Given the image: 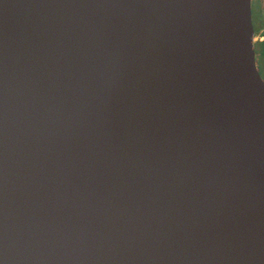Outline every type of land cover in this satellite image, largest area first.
<instances>
[{"label":"water","instance_id":"water-1","mask_svg":"<svg viewBox=\"0 0 264 264\" xmlns=\"http://www.w3.org/2000/svg\"><path fill=\"white\" fill-rule=\"evenodd\" d=\"M0 264H264L253 0H0Z\"/></svg>","mask_w":264,"mask_h":264},{"label":"trees","instance_id":"trees-1","mask_svg":"<svg viewBox=\"0 0 264 264\" xmlns=\"http://www.w3.org/2000/svg\"><path fill=\"white\" fill-rule=\"evenodd\" d=\"M255 15H257V17H260V21H259V27L258 29L264 27V14L262 13V8H261V4H260V0H253V17H254V25H255V32L258 30L256 29V19ZM261 48L264 50V41H262L261 43ZM258 52V49L256 48V53Z\"/></svg>","mask_w":264,"mask_h":264},{"label":"crops","instance_id":"crops-1","mask_svg":"<svg viewBox=\"0 0 264 264\" xmlns=\"http://www.w3.org/2000/svg\"><path fill=\"white\" fill-rule=\"evenodd\" d=\"M263 34H264V31L261 33L260 37L257 38V40L255 41V48L258 49V52L256 53L257 64L258 63L261 64L262 67L264 68V50L261 48V43L264 40V36H262Z\"/></svg>","mask_w":264,"mask_h":264},{"label":"rangeland","instance_id":"rangeland-1","mask_svg":"<svg viewBox=\"0 0 264 264\" xmlns=\"http://www.w3.org/2000/svg\"><path fill=\"white\" fill-rule=\"evenodd\" d=\"M262 13H263V10H262ZM255 18H257L256 19V22H257V25H256V29H258V27H259V21H260V17H257V15H255ZM262 28H264V27H262ZM262 28H260V29H258L256 32H255V41L257 40V38H259L260 37V35H261V29ZM262 36H264V34L262 35ZM264 41V40H263ZM258 67H259V70H260V72H261V74H262V76H263V78H264V68L262 67V65L261 64H259L258 63Z\"/></svg>","mask_w":264,"mask_h":264},{"label":"built area","instance_id":"built-area-1","mask_svg":"<svg viewBox=\"0 0 264 264\" xmlns=\"http://www.w3.org/2000/svg\"><path fill=\"white\" fill-rule=\"evenodd\" d=\"M260 4H261V8L263 10V14H264V0H260ZM264 31V28L261 30V32Z\"/></svg>","mask_w":264,"mask_h":264}]
</instances>
